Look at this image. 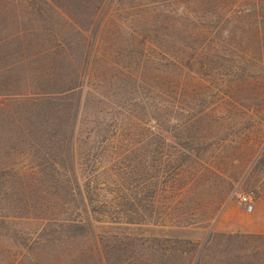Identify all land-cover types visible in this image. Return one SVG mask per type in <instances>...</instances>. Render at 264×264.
Segmentation results:
<instances>
[{
	"label": "rangeland",
	"instance_id": "374dc122",
	"mask_svg": "<svg viewBox=\"0 0 264 264\" xmlns=\"http://www.w3.org/2000/svg\"><path fill=\"white\" fill-rule=\"evenodd\" d=\"M0 119L23 129L0 133L9 204L50 187L39 157L53 144L24 121L62 119L55 143L72 141L74 182L58 187L74 193L45 194L49 220H14L66 254L45 264H264V0H0ZM79 181L107 206L76 240L62 225L79 219ZM30 253L0 239V264Z\"/></svg>",
	"mask_w": 264,
	"mask_h": 264
},
{
	"label": "trees",
	"instance_id": "16d2710c",
	"mask_svg": "<svg viewBox=\"0 0 264 264\" xmlns=\"http://www.w3.org/2000/svg\"><path fill=\"white\" fill-rule=\"evenodd\" d=\"M90 55H91V52L88 53V56H86L87 57L86 59L84 58L82 59V61H84V63L88 65L90 61ZM52 59H54V62L56 63L57 66H62L64 63L70 62V61L72 64L74 62V59H71L70 57L66 58V57L59 56L57 59L56 58H52ZM37 76H39V71H37ZM54 76H55L54 72H52L51 75L48 73L45 74V78H48L49 84L53 83L52 79ZM79 77L81 79V75H79ZM70 91H72L71 93H73L76 90L71 89ZM48 92H50L48 94L49 96H51L49 97L51 99H49L45 103V105L49 104V106H52L55 108V106H53V103L55 105L56 102H59L63 99H59L60 97L58 98V95H57L58 93L54 92L53 90H50ZM59 93L60 95L63 94V92H59ZM18 96L20 97V95ZM62 98H65V97L63 96ZM68 99L70 98H65L66 101ZM29 103L31 104L30 101ZM37 110L39 111L36 114L29 113V116L37 117L38 115L41 116L43 113L46 115H49V113L43 107H40ZM52 120L63 121L62 119H27L26 121H24L25 124L23 123L27 132H29L31 135V137H29L31 138V140H37L40 137H47L48 142L50 144L51 143L53 144L52 147L50 145H49L50 147L48 146L49 147L48 153L43 152V149L41 148L40 154H42V157H39L40 162H41L40 163L41 168L50 169L52 171V174L49 177H47L45 173H41L43 175L42 178L48 180L45 184L50 186V187L43 186L46 192L43 195H41V197H38L37 195H40V194H38V192L35 191V189L28 190V193L26 191H23V192L19 191L18 194L19 195L23 194V199L18 198V199H21V201H19L17 205H14L12 203L9 204L8 202L10 200V198H8L9 194L5 191L6 183H3L0 179V239L6 238V240L12 241L18 247L29 250V252L31 253L29 254L30 257L28 259L30 263L32 264H45L46 262H49V261L55 262V261L66 260V257H65L66 254H62L60 252L51 253L52 249L47 250V245H46L47 243H49V245H53V244H56V242H48V241L42 240V235L40 234L37 236L30 235V234L24 233L23 231L18 230L17 228H14V220L17 218L19 219V218L31 216L32 219H36V220L37 219L39 220L48 219L49 220L48 216L56 212L57 208L54 207V209H52L50 203L46 201L47 199L45 196L46 193L51 194V196L54 195V197H56L57 191L63 192L65 194L66 192H69V191L74 193V190L73 189L71 190V187H68V188L58 187L61 183V179H65V180L68 179V182L69 181L74 182L75 173L73 171L74 170L73 153L71 152L72 151V147H71L72 141L70 140V142L68 144L66 143V145L64 146L60 142L55 143L56 142L55 130H57V128H55L54 122L52 124L50 123L52 122ZM20 125H21V122L19 119H0V133L3 132L2 128L4 129L5 126L8 128L11 127L12 128L11 132L14 133L16 132L15 128L20 129ZM20 130H23L22 126ZM11 148L12 146L8 147V149H11ZM55 148H58V150L55 151ZM0 151H1V145H0ZM0 157H1V153H0ZM64 157H65V160H68L67 162L70 163V169L64 167V165L57 164L58 161L63 162ZM58 165L63 166L64 171H61L60 169H58L57 171L56 168ZM17 177L19 178V180H22L24 175H18ZM21 182L24 183L23 181ZM30 188H32V186H30ZM78 189H79V214H78L79 219L78 220H65L64 225H62V227L67 229L65 230V232H71L72 237L76 240L95 235L94 231L95 229H97L96 224L104 223V222L100 221L102 219H97L96 217H94L92 212L97 214L99 211L98 208L100 206H107V205H103L102 203L98 204L99 207H94L92 205L93 204L92 202L88 204L87 199L85 198V195L83 192V188L80 184V181H79ZM15 195H17V193ZM48 200L50 199L48 198ZM54 200L56 201L55 204L57 205V203H59L57 198H55ZM91 208L93 209L91 210ZM127 222L128 224H133V223H130L131 221L130 222L127 221ZM113 224H122V222H115ZM229 239H234V238L231 237ZM261 239L264 240V238H261ZM180 256L181 258H184L185 255L180 254ZM199 264H200V261H199Z\"/></svg>",
	"mask_w": 264,
	"mask_h": 264
},
{
	"label": "built area",
	"instance_id": "2783aa9c",
	"mask_svg": "<svg viewBox=\"0 0 264 264\" xmlns=\"http://www.w3.org/2000/svg\"><path fill=\"white\" fill-rule=\"evenodd\" d=\"M238 197L240 204L244 206L247 209V212L252 213L255 208V196L250 193H242V194H236Z\"/></svg>",
	"mask_w": 264,
	"mask_h": 264
}]
</instances>
